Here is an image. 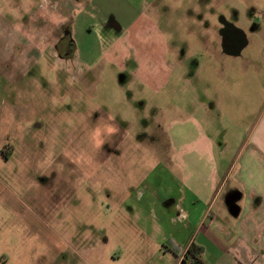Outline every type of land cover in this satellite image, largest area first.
Listing matches in <instances>:
<instances>
[{
	"label": "rangeland",
	"instance_id": "374dc122",
	"mask_svg": "<svg viewBox=\"0 0 264 264\" xmlns=\"http://www.w3.org/2000/svg\"><path fill=\"white\" fill-rule=\"evenodd\" d=\"M221 23L248 39L239 57L222 55ZM260 135L264 0H0V264H185L208 206L175 152L221 180L255 169ZM233 178L203 264L260 263L230 237Z\"/></svg>",
	"mask_w": 264,
	"mask_h": 264
},
{
	"label": "crops",
	"instance_id": "0c3cea01",
	"mask_svg": "<svg viewBox=\"0 0 264 264\" xmlns=\"http://www.w3.org/2000/svg\"><path fill=\"white\" fill-rule=\"evenodd\" d=\"M261 121L262 120H259L255 125L251 133L250 140L257 134L259 127L261 126ZM174 137L176 136H172V134L170 135L171 146H174V148L177 149L176 140H172ZM208 143L209 141L206 140L199 142L197 145V152H202ZM255 143L256 147H252L251 149L253 151L252 154L254 158L257 159V162L254 163L255 169H242L237 171V163H234L226 171L221 180H219L217 176L215 165H212L211 163L209 166L206 165V163L202 165H198V163H196L195 165L193 161H191V158L193 157L191 156L193 155L191 153L193 151L183 152V150H181L179 153L178 151L175 152L172 160H174L176 164H179L178 167L182 168L184 166L186 170V175H184L185 183L191 190L192 200H201L207 203L206 206H208V209L201 220V226L198 228L195 237L197 239L199 233L201 232L199 240L202 243L205 242L207 246H204V244L201 243H196L194 239L190 240L184 250L182 263L184 261L187 249L192 244L203 249V252L198 256L199 264H203L200 257L207 248V250L212 253L219 251V247H217L218 245H215V243L217 240L219 241V238L226 239L227 235L223 234L222 229L215 222H211V225L205 228V230L202 229L204 227L205 221L209 218V214L207 215L209 207H211L212 204L217 203L225 191L228 180L231 177H234L233 179L237 181V186L233 187L231 190H228V192L233 190L235 191L232 192L233 194L226 202V207L228 210H230V214L235 217L234 226L236 234L230 235V237H239L236 235L240 234L246 242L254 244L255 246H258L259 244L261 260L258 264H264V138L260 135V137L256 138ZM260 146H263V151L257 149ZM237 189L239 192H241V194L236 192L238 191ZM239 200H241V206L236 205L237 201ZM173 202H171L170 205H172ZM179 204L180 203L178 201L174 202V207L177 208ZM177 218L186 220L189 218V213L183 210V213L177 214ZM185 228L188 227L185 226ZM256 239H258L259 242L256 241ZM187 264H189V262Z\"/></svg>",
	"mask_w": 264,
	"mask_h": 264
},
{
	"label": "flooded vegetation",
	"instance_id": "af4514ba",
	"mask_svg": "<svg viewBox=\"0 0 264 264\" xmlns=\"http://www.w3.org/2000/svg\"><path fill=\"white\" fill-rule=\"evenodd\" d=\"M232 26V24L229 23H221L220 28L218 30V34L220 35V49L222 53V43L226 49H230L233 53H238L240 50V47L244 46L245 47L239 52L238 56H228V57H239L242 54V51L247 48L249 41L246 38L245 34L239 30V29H233V28H227L226 30L223 31V36L220 34L221 30L224 29L225 26ZM234 27V25H233ZM240 36V40L238 37ZM58 55L61 59L67 60L71 58V54L68 51V47L61 43V40H57V45H56ZM222 55L227 56L222 53ZM26 253V252H25ZM26 259H30L27 255L24 256Z\"/></svg>",
	"mask_w": 264,
	"mask_h": 264
},
{
	"label": "trees",
	"instance_id": "16d2710c",
	"mask_svg": "<svg viewBox=\"0 0 264 264\" xmlns=\"http://www.w3.org/2000/svg\"><path fill=\"white\" fill-rule=\"evenodd\" d=\"M203 252L201 247L192 244L186 251L184 262L187 264H199L198 256Z\"/></svg>",
	"mask_w": 264,
	"mask_h": 264
},
{
	"label": "water",
	"instance_id": "95a60500",
	"mask_svg": "<svg viewBox=\"0 0 264 264\" xmlns=\"http://www.w3.org/2000/svg\"><path fill=\"white\" fill-rule=\"evenodd\" d=\"M227 28H233V29H236L235 27H233V26H229V25H228V26H225L224 29L221 30L220 34L222 35V34H223V31L226 30ZM222 36H223V35H222ZM238 39L240 40V36L238 37ZM244 47H245V45L242 46V47H240V50L238 51V53H233L230 49H226V48L224 47L223 43H222V46H221V48H222V53L225 54V55H227V56H238L239 52H240ZM232 211H233V210H232Z\"/></svg>",
	"mask_w": 264,
	"mask_h": 264
}]
</instances>
